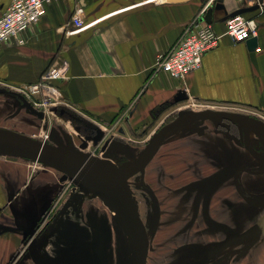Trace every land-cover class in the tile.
<instances>
[{"label": "crops", "instance_id": "0c3cea01", "mask_svg": "<svg viewBox=\"0 0 264 264\" xmlns=\"http://www.w3.org/2000/svg\"><path fill=\"white\" fill-rule=\"evenodd\" d=\"M9 2L0 0V15ZM263 2L222 0L224 8L216 9V0H51L38 23L23 33L24 44L0 43V128L33 137L30 132L41 127L39 140L84 154L96 149L130 153L134 149L131 142L147 130H158L174 106L203 104L256 110L253 133L264 139ZM206 5L211 6L210 24L220 35L218 45L203 55L198 69L182 79L157 69L156 56L174 48L185 30L202 24L198 14ZM76 6L84 9V25L79 29L70 22ZM232 14L254 20L255 46L247 40L234 41L225 33V20ZM50 66L59 72L58 79L52 81L57 97L55 102L36 108L41 112L38 116L29 108L33 103L22 89L38 81ZM52 124L49 133L45 129ZM183 128L167 140L168 153L205 134L203 129L209 126H194L199 132ZM219 136L221 143L212 144L210 159L195 162L197 167L185 164L171 169L168 184L174 182V191L182 189L183 194L172 193L168 187V197H199V218L192 213L184 224L185 233H191L190 242L208 249H231L233 239L238 241L241 220L249 207L255 208L240 196L234 172L242 168L236 174L240 189L249 197L260 198L264 194V170L247 168L255 166L256 160L244 146L223 132ZM194 148L199 149V145ZM37 165L41 171L29 177L30 168ZM54 173H58L56 169L41 163L0 154V264H11L17 250L24 247L27 249L17 264H36L27 247L30 240L26 241L29 230L34 229L35 234L36 229L25 224L39 221L54 201ZM56 178L60 180L61 174ZM196 185H204L203 191H193ZM188 186L193 193L186 191ZM251 217L248 221L255 222ZM244 222L242 230L252 223ZM196 232L198 235H193ZM33 239L42 263L47 264V258L65 257L63 241H53V250L47 252L37 237ZM81 242L77 249H86L95 263L116 264L111 239L96 242L88 234ZM259 243L264 245V238H257L246 248L257 258L244 259L242 264H264ZM79 256L80 251L73 253L72 262ZM235 263L239 260L231 262Z\"/></svg>", "mask_w": 264, "mask_h": 264}, {"label": "rangeland", "instance_id": "374dc122", "mask_svg": "<svg viewBox=\"0 0 264 264\" xmlns=\"http://www.w3.org/2000/svg\"><path fill=\"white\" fill-rule=\"evenodd\" d=\"M177 107L179 108L177 109ZM215 107L216 108H210V106L203 104L174 106V108L171 109V114L167 116L166 120L161 122L158 130H147L148 132L146 131L143 136H140L141 138H136V142H131L134 149L130 153L124 152L122 149H115V151L111 152H101V150L96 149L94 151L90 150L91 152L89 155L115 168L121 166L122 163L139 158L141 159V156L146 153L150 141L159 129L165 124L190 113L214 110L219 112L239 113L253 122H255V119H258L256 110L252 108L243 106ZM53 125L54 124H52L51 127L49 126V128L47 126L45 130H49L48 132L52 133ZM179 126L171 129L167 133L160 143V145L162 144L161 148L158 153L154 155L152 160H150L147 165L134 169L133 173L126 179L132 203L137 210L145 231L147 241L146 264H228L227 261L231 264L233 260L237 262V259L239 260V264H242L244 259L247 261L255 260L257 257H254L253 250L246 248L253 245L257 238H264L257 229L258 219L260 215L263 214L262 212L264 210L255 203L256 201L248 202L251 206L255 205V208L249 207L244 220H241V231L238 234V241L233 239L235 244L234 248L216 249L213 247V249H208L201 247L198 242H190L189 236H191V233H185L184 231V224L190 220L189 216L192 213L193 215L195 213L197 218L200 216L201 212L198 206L200 203L198 200L199 197H197L196 200H192L191 197L185 198L183 195L180 197H170L171 199L168 197V187L169 191H171L172 188V193L182 192L180 194H183L182 189L176 192L174 191V186L176 185L174 182L170 186L168 184V174L173 172V168H182L185 164H191L197 167L195 165H199V163L195 162H203L210 159L213 155L211 152L212 144H214L215 141L218 144L221 143L219 136L221 132L228 135L230 140L235 139V141L242 146L241 127L237 123L214 117L192 118ZM186 126L187 129L193 128L192 130L196 131H198L199 128H194V126H201L202 129L209 126V129H203V131H207L205 134H199L196 138L193 137L194 139L188 140L186 146L183 147L184 144L178 145L172 152L168 153L167 140L171 138V135L177 130L185 129L183 127ZM40 132H42L41 127L30 133L34 138L39 139V135L42 134ZM253 132V130L250 131L252 144L256 147L257 151L264 154V139L259 140ZM223 143L227 144L228 142L224 139ZM195 144L199 145L200 150L194 148ZM247 160L253 162L250 155ZM255 164L254 167L259 169L257 161ZM39 167L40 165L31 167L29 170V177L41 171ZM56 171L58 173H54L55 178L52 179L57 186L54 194V201L49 204L48 208L46 207L47 210H45V213L39 221L33 222L30 225L22 223L25 224L26 226H24L27 228L36 229L33 236L29 233L26 235V241L34 238V236L37 237L44 248L46 247L45 251L47 252L53 250L51 247L53 241H63L62 250L66 253V255H64L65 257L59 255L57 257L47 258V264H96L97 262L95 263L93 258L87 255L86 249H77L78 244L85 240L88 234L89 238L91 236V239H94L96 242H108L111 239L113 242L112 252L115 255L114 261L116 264H122L129 254V243L112 211L105 204L103 199L97 196V193L85 184L71 178L65 181L56 180L59 173L62 174L61 171ZM203 187L204 185H201V187L196 185V188L195 186L193 187V191L194 189L196 193L198 191H203ZM189 190L190 193H193L190 186H188L186 191L189 192ZM241 191L242 194L249 197L243 190ZM240 196L243 197L241 194ZM243 200L247 203L246 199ZM210 202L209 200V204ZM185 212L188 214L187 216H185ZM250 216H254L255 222L252 220L248 221ZM243 222L244 224L246 222L252 223L250 227L242 230L244 229L242 225ZM193 235H198V233H193ZM257 245H259L260 251L264 254L263 243ZM58 246L60 245L58 244ZM26 249L25 247L20 250L18 249L16 253L21 254L22 251L24 252ZM79 251V259L76 257L75 261L72 262L73 259L71 257L73 253L75 255ZM17 260L18 257L16 260L12 261L11 264H17Z\"/></svg>", "mask_w": 264, "mask_h": 264}, {"label": "water", "instance_id": "95a60500", "mask_svg": "<svg viewBox=\"0 0 264 264\" xmlns=\"http://www.w3.org/2000/svg\"><path fill=\"white\" fill-rule=\"evenodd\" d=\"M214 7L216 9L224 8L222 0H216ZM210 12L211 6L206 9L204 16L207 23H211ZM247 41L255 46V37L248 38ZM29 108L36 115H41V112L32 106ZM209 117L237 123L242 130L244 148L258 162V168L264 170V154L257 151L250 143V131L253 130L256 133L252 121L239 113L214 110L186 114L165 124L150 141L146 150L147 153L142 159L122 163L118 168L100 162L92 155L52 145L23 133L3 128H0V154L26 158L52 167L62 172L61 180L71 178L94 190L113 212L129 243L130 253L125 264H146L147 241L145 231L132 203L126 179L133 173L134 169L143 167L154 156L160 143L171 129L192 118ZM240 169L242 168H237L234 172L238 192L248 202L256 201L255 203L264 209V194L259 199H250L242 194L236 177ZM257 229L264 237V212L258 221ZM34 231L31 229L28 233L33 236ZM29 243L33 261L36 264H44L40 261L35 240L31 238Z\"/></svg>", "mask_w": 264, "mask_h": 264}, {"label": "built area", "instance_id": "2783aa9c", "mask_svg": "<svg viewBox=\"0 0 264 264\" xmlns=\"http://www.w3.org/2000/svg\"><path fill=\"white\" fill-rule=\"evenodd\" d=\"M50 1L10 0L6 10L0 15V43L24 44L23 33L38 23L45 13L46 3ZM208 5L198 14L202 24L185 30L174 48L165 55L156 56L154 65L157 69L172 78L182 79L189 72L198 69L203 55L218 45L220 35L204 19ZM83 12L84 9L81 6H76L73 11L70 22L76 29L84 25ZM225 33L234 41H244L256 36V23L253 19L245 18L241 14H232L225 20ZM58 77V69L50 66L41 74L38 81L22 89L23 93L31 99L34 109L56 101L57 96L52 81Z\"/></svg>", "mask_w": 264, "mask_h": 264}, {"label": "flooded vegetation", "instance_id": "af4514ba", "mask_svg": "<svg viewBox=\"0 0 264 264\" xmlns=\"http://www.w3.org/2000/svg\"><path fill=\"white\" fill-rule=\"evenodd\" d=\"M231 122V121H230ZM242 145H243V143H242ZM252 145V144H251ZM254 147V146H253ZM247 168H249V169H251V168H255L254 166H251V167H247ZM61 177H62V174H61ZM68 179V178H67ZM67 179H65V180H67ZM61 180V179H60ZM65 180H61V181H65ZM31 240V239H30ZM30 242V241H29ZM30 244V243H29ZM29 245H27V247H28ZM30 248V247H29ZM24 252H22L21 254H17V256H16V259H17V257L19 258V256H21L22 254H23Z\"/></svg>", "mask_w": 264, "mask_h": 264}, {"label": "bare ground", "instance_id": "6f19581e", "mask_svg": "<svg viewBox=\"0 0 264 264\" xmlns=\"http://www.w3.org/2000/svg\"><path fill=\"white\" fill-rule=\"evenodd\" d=\"M82 191V190H81ZM89 191V190H88ZM91 191V190H90ZM94 191V190H93ZM93 191H92V193H93ZM86 192V191H85ZM96 193V192H95ZM84 194V193H83ZM88 194V193H87ZM98 195V194H97ZM99 196V195H98ZM113 213V212H112ZM114 215V214H113ZM139 217V216H138ZM23 252V251H22ZM129 253H130V246H129ZM128 257H129V254H128ZM146 257H147V255H146ZM128 259V258H127ZM146 261H147V258H146Z\"/></svg>", "mask_w": 264, "mask_h": 264}]
</instances>
